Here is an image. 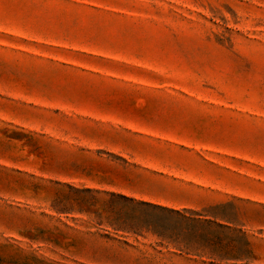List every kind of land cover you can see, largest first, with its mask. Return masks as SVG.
<instances>
[{
    "label": "rangeland",
    "instance_id": "1",
    "mask_svg": "<svg viewBox=\"0 0 264 264\" xmlns=\"http://www.w3.org/2000/svg\"><path fill=\"white\" fill-rule=\"evenodd\" d=\"M0 264H264V0H0Z\"/></svg>",
    "mask_w": 264,
    "mask_h": 264
},
{
    "label": "trees",
    "instance_id": "2",
    "mask_svg": "<svg viewBox=\"0 0 264 264\" xmlns=\"http://www.w3.org/2000/svg\"><path fill=\"white\" fill-rule=\"evenodd\" d=\"M140 206H146V207H150L153 210H159V211H163L166 213H169L171 215H175L182 223H185L187 226H191L192 224H198L199 220L195 219L193 217V214H191L190 211L188 210H183V211H179V210H175V209H168V208H164V207H160V206H152L148 203H138ZM132 223L130 224L129 228H128V232H132V233H141L144 231L147 232H154L156 234H158V236L160 238H166L165 235L166 232L162 231V232H156L155 231V227L152 222H148V221H142L139 218H132Z\"/></svg>",
    "mask_w": 264,
    "mask_h": 264
}]
</instances>
